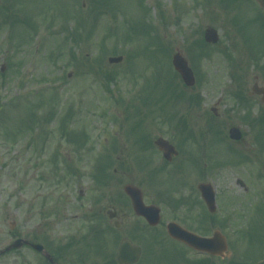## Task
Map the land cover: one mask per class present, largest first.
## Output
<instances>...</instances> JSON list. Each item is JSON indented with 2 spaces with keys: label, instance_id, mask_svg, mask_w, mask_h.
Segmentation results:
<instances>
[{
  "label": "rangeland",
  "instance_id": "obj_1",
  "mask_svg": "<svg viewBox=\"0 0 264 264\" xmlns=\"http://www.w3.org/2000/svg\"><path fill=\"white\" fill-rule=\"evenodd\" d=\"M251 3L0 0V250L14 234L30 240L60 233L67 245L63 264H116L124 241L151 249L149 235L162 231L164 221L150 231L130 213L135 221L126 226L123 187L133 184L156 201L161 189L146 177L158 175L160 157L141 141L176 142L180 135L194 169L205 167L201 176L184 175L209 178L217 192L219 216L209 235L220 230L232 257L212 264H264V103L249 97L256 81L264 87V17ZM232 19L247 25L238 32ZM206 28L219 37L212 56L188 53ZM226 49L232 61L218 52ZM176 51L194 71L191 89L171 79ZM117 56L120 64L107 63ZM240 91L247 103L236 98ZM232 126L242 132L239 144L228 139ZM30 134L32 148L25 147ZM104 163L99 182L96 169ZM159 177L164 184L174 175ZM177 179L176 188L185 184V177ZM112 198L121 200L118 230L105 216ZM161 244L179 250L166 239ZM157 256L164 260L167 253ZM39 261L30 250L0 258V264Z\"/></svg>",
  "mask_w": 264,
  "mask_h": 264
},
{
  "label": "flooded vegetation",
  "instance_id": "obj_2",
  "mask_svg": "<svg viewBox=\"0 0 264 264\" xmlns=\"http://www.w3.org/2000/svg\"><path fill=\"white\" fill-rule=\"evenodd\" d=\"M261 12H264V10L260 9ZM251 67H253L251 65ZM258 68V66H256ZM257 80V77L256 79ZM264 87L263 86H259L258 82L256 81L252 87V92L253 94H258V93H264ZM249 97H253L250 96ZM65 135V134H64ZM241 140V139H240ZM239 140V141H240ZM243 140V139H242ZM242 140L239 142H234V143H241ZM173 146H175L174 143H172ZM175 149L176 146H175ZM157 151V156L158 158H162V153ZM178 152V151H177ZM190 155L189 154H185L183 151L178 152L177 156L173 157V159L171 161L168 162H164V161H160L159 164V168L156 170L157 173H161L160 176H164L165 174H167L168 172H164V168L169 167L171 165H174L173 170H179L180 167L182 168L181 171L186 173V170L190 171L189 169V164H190ZM171 171V170H170ZM116 172V171H114ZM186 184V182H185ZM184 184V190H187L188 193V197L186 198L184 195L182 198H177L176 201H171V202H175V206H173L170 202H168L166 205H164V201L157 196V199L155 201L151 200L150 197L148 199V197H146L144 194L145 192H142V197H143V202L145 205H154L156 207H161L160 208V212H161V221L163 219H166L167 222H175L178 225H184V223L189 222V223H194L197 225H203L204 227H207L208 224L210 223L211 219H215L217 220L218 218L212 217L213 215L208 213L207 208L205 206V204L203 203L200 194L197 192V186L195 185V182L189 183L188 185ZM144 193V194H143ZM185 193V192H183ZM186 198V200H185ZM185 200V201H184ZM112 202H114V206L113 204H111V208L110 210L113 212V216L115 217L113 221V225L115 227H117V229H120L121 227V221L119 220V217L122 215V212L120 210V207H117L121 200H115L114 198H112ZM188 202V204H186ZM123 206H127L125 209L126 211L124 212V216L126 221L128 220L126 226L132 224V221H135L134 219H136L139 223H143L145 224V221L142 218H137L135 217L132 207H131V203L130 200L124 195V198L122 200ZM180 203L178 206L177 204ZM117 209L119 210V212L117 211ZM109 210V209H108ZM107 210V211H108ZM107 211L105 212V214L107 213ZM167 212V215L164 214V212ZM120 213V215H119ZM130 213L132 215H134V219L130 216ZM215 215V214H214ZM59 221H66L65 218H60ZM111 221H109V223H111ZM115 223H118V225L116 226ZM12 226H14L15 228V224L13 223ZM12 228V229H14ZM157 228V227H156ZM155 230L154 228H152L153 231ZM141 234H138L134 237V239H138L140 237ZM15 239H19L17 234H14ZM149 238L151 240L148 239V241L150 242L151 245V249L146 250L144 249V247L142 245H139L141 248V254L139 256V259L137 260V262L135 264H179V257L176 255L175 251L172 250H160V249H154L156 246L160 245L163 242L164 239V235L162 231L159 232H153L152 234L149 235ZM24 239V238H23ZM29 240V239H27ZM30 244H38V243H42L43 248L45 249V251L47 252V254L51 257V261H49L48 259L44 258L43 255L41 253H36L35 251L32 250V248H30L29 246H23L22 248L18 249V250H14V251H9L6 253H10V252H20L23 250H30L31 252H33L36 257L38 258V260H40L43 264H63L64 263V257H63V252H64V248H65V239L62 237V234L60 233V236L58 237V239L49 237V236H44V238L38 239V238H34L32 237L30 240ZM178 245L182 246L184 249H186V253L191 254L190 255V259L188 261V263L190 264H212L215 260H220V263H223L225 260L219 259V258H214V257H210L208 255L205 254H200V253H196L192 250L187 249L186 247H184L182 244L177 243ZM132 245H134L132 243ZM143 247V249H142ZM160 253H167V257L162 260L160 259L157 254ZM4 255V254H3ZM39 261V262H40Z\"/></svg>",
  "mask_w": 264,
  "mask_h": 264
},
{
  "label": "water",
  "instance_id": "obj_3",
  "mask_svg": "<svg viewBox=\"0 0 264 264\" xmlns=\"http://www.w3.org/2000/svg\"><path fill=\"white\" fill-rule=\"evenodd\" d=\"M256 1L261 6L264 7V0H256ZM204 40L206 43L215 44L218 40L217 33L215 32V30L207 29L205 31ZM121 60H122L121 58H114V59H109L108 62L110 64H114V63H119ZM172 64L176 72L179 73L184 84L188 87L193 86L194 77L192 71L188 68L187 62L181 57L180 54H176L173 57ZM240 138L241 135L237 130L230 131V139L239 140ZM155 145L164 152V156L167 159H170L169 156L171 153L175 154L173 148L161 139L158 140L155 143ZM199 189L202 192V195L208 205L209 210L212 211L213 210L211 207L212 197H211L210 189L206 186H200ZM125 191L132 200V205L135 213L138 216L145 217L150 226L157 225L159 221L158 209L144 207L139 192H137L133 188L127 187L125 188ZM167 232L171 238L180 241L195 250L206 251L215 256H222L226 251L225 240L222 238L221 234L219 233H215L213 237L210 239H203L189 232H186L185 230L181 229L180 227L174 224L168 225ZM20 242L21 241L15 242L12 248H17ZM36 249L39 250L38 247H36ZM130 253L133 259H130ZM138 256H139L138 249L132 250L129 248L127 244H125L120 248L119 256L117 260L121 264H130V263H134L137 260Z\"/></svg>",
  "mask_w": 264,
  "mask_h": 264
}]
</instances>
